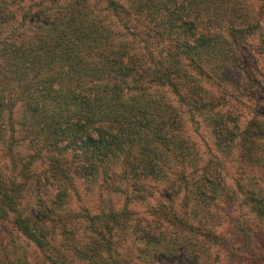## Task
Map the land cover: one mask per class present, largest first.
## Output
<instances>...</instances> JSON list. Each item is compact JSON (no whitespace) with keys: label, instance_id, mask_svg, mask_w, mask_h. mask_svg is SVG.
<instances>
[{"label":"trees","instance_id":"1","mask_svg":"<svg viewBox=\"0 0 264 264\" xmlns=\"http://www.w3.org/2000/svg\"><path fill=\"white\" fill-rule=\"evenodd\" d=\"M33 1L0 0V264L8 228L36 264H264V0ZM195 117L232 175L184 165Z\"/></svg>","mask_w":264,"mask_h":264},{"label":"rangeland","instance_id":"2","mask_svg":"<svg viewBox=\"0 0 264 264\" xmlns=\"http://www.w3.org/2000/svg\"><path fill=\"white\" fill-rule=\"evenodd\" d=\"M14 1L15 2H13V6L16 5L17 2L20 3V0H17V1L14 0ZM39 1L40 0H34L31 3H33V4L39 3L40 4ZM41 1L44 2L43 0H41ZM248 1L249 0H241V2H244L246 5H247V3H249ZM28 2H29V0H23V4H26ZM48 7H51V6L48 5ZM56 7H60V6H56ZM242 44H244V46H245V45H248V42H243ZM252 57H253V55H252ZM253 59L254 58H252V61H253ZM252 69L253 70L248 68V71L251 73L252 71H254L256 69V70L263 72L264 71V58L260 57L259 59H257L256 63H254V67H252ZM239 76L243 77L244 75H241V73H240ZM224 82H225V80L222 81V83H224ZM242 82H244V81H242ZM201 84L205 85L203 82H201ZM164 94L168 100H174V99H172L171 96H169L168 93H164ZM18 108H19L18 105L14 106V113H15L14 117L16 114H19V112H20ZM244 117H246V116H244ZM16 119L17 118L13 119L14 122L16 121ZM195 121H197L199 124L198 128L195 127V125L193 124ZM205 121H206L205 119H199V118L195 117L193 120V123L190 124L185 119H183V129L186 131V135H187V136H185V135L184 136L186 139H188L187 141L191 145V148H190L191 150L188 152L187 161L184 163V165L191 168V169L201 167L200 165L203 163V161L205 159H208V156L213 155V153H214L217 155V157L219 159L222 157L225 159L224 162L222 163L224 165L223 169H225L227 174L232 175L234 165L229 164V163L234 158L232 150H235V149L233 147H231V148L226 149V150L225 149L223 150L220 148L213 150L212 138L208 133V127H206L204 124ZM195 128L198 129L197 132L194 131ZM23 141H25V140H23ZM16 150H17V153L20 154V156L25 155L27 153V152H25L24 146L22 144H21V146L14 148L13 153L16 152ZM220 150H222V151H220ZM260 150H261L260 151V162L258 163V165L260 166L259 168L263 172V174L259 178V183L264 189V143H262ZM1 152L3 155L4 154L3 152H5V146L0 147V172L3 171L2 173L4 175L8 176L9 173H11V171H10L9 167L7 166L6 158L1 156ZM220 156H222V157H220ZM202 159H204V160H202ZM35 168H36V171H38V173H41L43 166L37 165V166H35ZM113 170L118 171L117 166H113ZM226 184H229L228 180H226ZM44 186H45L43 188L44 190L49 191V192L51 191L49 184H45ZM76 187H78V186L76 185ZM31 189H32V186H31V188H26V190L22 196L21 203L19 204L20 211H22L24 213L34 212L38 209V207H36V206L39 205L38 204L39 198H36V195L33 193V190H31ZM40 191H38V192H40ZM98 193H100V191L97 192L92 187V189H90L89 194L87 195L88 197H86L85 204L89 205L93 201L94 205L97 207L104 205V202H105L104 199L101 201L100 204L97 202L96 197H97ZM106 197H108V194H106ZM100 198L101 199L104 198L103 192H101ZM110 198H111V202L113 203L114 206H116V202L119 203L118 202V200L120 199L119 195H112ZM67 206H69V207H67L66 209H63L65 214H67L68 211L71 212V211L75 210V208H76V205L74 204L73 200H71L70 204H68ZM39 209H40V207H39ZM137 210L141 211L140 208H138ZM241 212H243V211L241 210ZM236 213L237 212L235 211V209L232 208L231 211H229L228 215L230 217H233L234 215H236ZM196 218H198V216ZM3 244H7V246L5 247L6 248L5 251H7L8 253L11 254V258L14 262H16L18 264H21V263L22 264H36V263H38L39 259H38L37 255L35 254V251L31 247V245L29 243H27L19 235H17L15 231L8 228L7 234L4 236V239L2 240V245ZM263 244H264V242H263ZM142 258L147 259L149 261L148 263L145 262L144 264H178V262L174 261V259L171 260L168 258L167 259L163 258L159 261H154L152 263L151 261H153V260H149V258L145 257L144 255L142 256ZM141 263L142 262L140 261L139 264H141ZM185 264H189V260L185 261ZM217 264H225L224 258H223V260L221 259L220 262Z\"/></svg>","mask_w":264,"mask_h":264}]
</instances>
